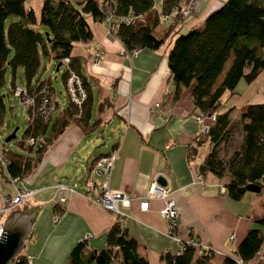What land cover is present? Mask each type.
<instances>
[{
	"label": "crops",
	"instance_id": "crops-1",
	"mask_svg": "<svg viewBox=\"0 0 264 264\" xmlns=\"http://www.w3.org/2000/svg\"><path fill=\"white\" fill-rule=\"evenodd\" d=\"M221 1L182 0L179 7L192 2L193 6L177 32L198 27ZM40 3L41 0L24 1V7L32 11L35 19ZM149 18L150 12H145L137 22L145 23ZM85 21L90 39L73 43L69 57L72 69L85 81L89 92L91 129L84 134L74 124L65 126L16 184L17 189H28L31 194L9 213H33L20 254L28 264H65L68 253L84 234L91 235L83 245L84 252L105 248L104 232L113 224L114 217L95 204L96 186L84 191V182L91 180L94 185L104 181L109 189L125 194L128 206H118L123 213V229L147 264H162L161 254H173L178 244L166 236V223L158 215L161 200L148 199L146 210H138V203L155 176L162 178V187L178 214L176 236L185 240V230L190 229L197 242L210 249L209 264H221L223 257L237 260L234 250L248 229H257L261 240L252 257L240 264H264V223H259L264 217V186L258 193L244 191L232 199L225 191L218 192V187L224 188L227 182L226 175L216 178L209 172L198 173V165L209 152L210 144L205 137L193 141L195 111L187 90L182 89L173 99L166 66L171 37L165 38L157 49H138L131 55L124 52L107 24L89 16ZM153 30L156 34L163 32V24L158 23ZM93 50L100 51L96 64L92 63ZM43 59L54 68V61ZM226 67L227 63L224 70ZM260 77L263 85L255 90L251 87L255 79L247 84L245 98L234 115L231 116L237 94L234 90L233 94H221L217 113L228 111L232 122L247 104L264 103V74ZM36 79L49 82V78ZM223 95L225 100H232L231 107H220ZM154 103L159 108L151 112ZM98 141L102 146L96 149ZM111 150L115 156L107 179L91 177L93 159ZM58 184H68L72 192L59 189ZM13 193L8 178L1 177L0 195ZM58 197L64 198L63 204L57 203ZM54 214L57 221L52 223Z\"/></svg>",
	"mask_w": 264,
	"mask_h": 264
},
{
	"label": "trees",
	"instance_id": "trees-1",
	"mask_svg": "<svg viewBox=\"0 0 264 264\" xmlns=\"http://www.w3.org/2000/svg\"><path fill=\"white\" fill-rule=\"evenodd\" d=\"M24 1L0 0V123L6 68L10 72L8 86H12L13 73L19 68L26 89L38 82L36 74L40 58L51 59L56 65L67 57L72 68L69 57L72 44L87 42L91 36L85 17L101 21L109 14L112 31L126 51L154 50L165 38L171 37L166 66L173 99L185 89L195 114L214 116L205 134L210 149L198 165V173L209 172L216 178L226 175L224 191L232 199L240 196L237 188L248 184L259 186L261 190L264 184V103L247 104L238 113L234 125L240 133L239 142L227 162L218 159L216 149L232 129L228 111L217 113L219 97L224 91L233 94L238 81L249 84L258 73L264 74V0H222L198 27L184 32H177L183 18L179 13L182 0H112L109 13L101 10L98 0H41L36 19L32 11L24 7ZM145 12H150L145 23L134 20L124 24L120 21L128 14L140 16ZM164 15L168 18L162 20ZM7 18L12 20L4 27ZM158 23L163 24L164 30L156 34L153 28ZM60 80H63L62 74ZM81 85L86 96L79 110L66 104L55 111L47 125L41 124L38 118L32 119L29 125L25 122L20 140L15 143L23 153L1 150L6 164L0 166V178L25 177L50 142L68 124L76 125L84 134L89 132L91 124L88 123L87 105L90 98L82 78ZM29 137L34 140L32 145L26 144ZM259 223H264V217ZM260 240L257 229H248L234 250L237 260L244 263L250 259ZM104 243V249L84 252V244L77 242L68 253L65 264H109L111 261L147 264L138 254L134 240L114 222L104 232ZM211 255V252H205L196 256L193 246L187 245L179 255L161 254L160 261L162 264H209ZM25 260L19 252L9 264H26ZM221 264L235 262L223 257Z\"/></svg>",
	"mask_w": 264,
	"mask_h": 264
},
{
	"label": "built area",
	"instance_id": "built-area-1",
	"mask_svg": "<svg viewBox=\"0 0 264 264\" xmlns=\"http://www.w3.org/2000/svg\"><path fill=\"white\" fill-rule=\"evenodd\" d=\"M112 0H98L99 7L102 11L108 12L110 10ZM191 3H185L183 6L179 8V13L182 16H187L190 12ZM109 14L103 17L101 20L102 23L107 24L109 29H113V24L109 21ZM139 16L134 15H126L120 18L124 24H129L134 20H138ZM168 18V15H164L161 17L162 20ZM125 52V50H124ZM131 55L135 54V50L128 51ZM92 63L96 64L100 55L99 50H93L92 53ZM58 66H54L52 71H57L59 68L60 74L63 75L62 87H63V95L65 98V105L70 104L74 106L77 110L81 108V105L85 100V90L81 85V78L78 74L74 72V70L69 65V59L67 57L62 58L57 63ZM8 93L11 96L15 97L18 106L21 108L23 112V117L25 122L29 125L34 118H38L41 124L47 125L51 121L55 111L58 109V104L54 98V92L51 89L50 85L45 81H38L26 89L24 86H8ZM62 106V105H61ZM159 108L158 103H154L152 109ZM213 115L208 117H203L201 114L194 115V121L196 123V131L193 134V141L197 142L201 138L205 137L208 126L213 122ZM34 140L32 138H27L26 144L32 145ZM115 156V151L111 150L105 155L98 156L91 164L89 175L93 178H102L106 180L112 161ZM6 164L4 158L0 155V166L4 167ZM199 180L200 177L198 176ZM20 181V179H9V183L14 189V193L12 195H0V215L7 213L13 210L17 205L23 202L30 194L31 191L28 189H17L16 184ZM59 189L66 190L67 192H72L71 186L68 184L65 185H56ZM96 186V195L94 198L95 204H97L102 209L110 212L114 217V223L122 228V217L123 213L118 210V206L121 208L128 206V199L125 194L121 190H112L109 189L105 182L101 181L94 185L91 180H87L83 184L84 191L87 192ZM264 186V184H262ZM218 192L220 194L224 193V188L222 186L218 187ZM151 198H156L161 200V207L158 210V215L163 218L166 223V236L172 241L178 244L177 249L173 253V255H179L184 250V247L187 245H191L194 248V254L196 256H201L205 252H210V249L200 243L197 242L196 238L192 236V232L190 229H186L187 239L181 240L175 234L176 225L178 222V214L176 212L173 201L169 198L167 190L160 186L157 182V178L154 176L146 190L145 196L138 203V210L144 211L147 207V200ZM64 198L58 197L57 203L63 204ZM57 221V214H54L51 222L55 223ZM91 237L90 234H84L80 239H78V243L86 244L87 240ZM227 240H232V234L227 236ZM235 264H240L238 260H234ZM25 263L28 264L27 260Z\"/></svg>",
	"mask_w": 264,
	"mask_h": 264
},
{
	"label": "rangeland",
	"instance_id": "rangeland-1",
	"mask_svg": "<svg viewBox=\"0 0 264 264\" xmlns=\"http://www.w3.org/2000/svg\"><path fill=\"white\" fill-rule=\"evenodd\" d=\"M193 6V2L191 3V8L190 12ZM189 12V13H190ZM186 16H183L181 18V21L184 20ZM11 18H7L4 21V27L7 24L8 20ZM40 66L38 68L36 77H39L41 80H46L49 78V85L51 89L54 92V98L56 103L58 104V109L61 108V105L65 103V98L63 95V87H62V82L60 80V73L59 70L57 71H52L53 64L51 62H46L43 58L40 59ZM263 74L259 75L255 81H253L251 87L253 89H257L261 85H263V82L261 81V77ZM10 82V72L9 69L6 68L5 73H4V86L2 88V94H3V116L2 120L0 123V155H1V149H9L11 151H18L20 153H23L22 151L18 150L15 143L20 140V137L22 135V132L25 128V120L23 117V112L21 108L18 106L17 101L15 97L11 96L7 92V86ZM12 83L14 86L21 87L23 86V78H22V73L19 68H16L14 73H13V78H12ZM247 84H245L243 81H238L237 84L234 87V91L237 93L235 99V103L232 106V100L228 99L225 100V96L223 95L220 99V107H231L232 106V112L231 116L234 115L237 112V105H239L240 101L242 98H245V89H246ZM237 103V104H236ZM236 117V116H234ZM235 118L232 120V129L231 131L227 134V136L224 138V140L217 146V156L218 159L222 162H227L229 160L231 153L234 152L237 149L238 142H239V137L240 133L237 129V127L234 125ZM10 136H13L12 138H9ZM104 137L103 135H101ZM6 138H9L8 141H4ZM24 139V138H23ZM99 140V138H98ZM100 144V145H99ZM102 146L101 141H98V145H96V149L100 148ZM10 214L7 212L3 217H0V224L3 222L5 217Z\"/></svg>",
	"mask_w": 264,
	"mask_h": 264
},
{
	"label": "water",
	"instance_id": "water-1",
	"mask_svg": "<svg viewBox=\"0 0 264 264\" xmlns=\"http://www.w3.org/2000/svg\"><path fill=\"white\" fill-rule=\"evenodd\" d=\"M58 64H56V67ZM10 136L9 138H12ZM6 138L4 141H8ZM157 182L160 186H163V180L161 177H157ZM244 191L250 193H258L259 186L248 184L244 187L237 188L238 194ZM33 213L29 216L12 212L0 224V264H9L10 261L20 252L23 247V242L27 236L30 218Z\"/></svg>",
	"mask_w": 264,
	"mask_h": 264
}]
</instances>
